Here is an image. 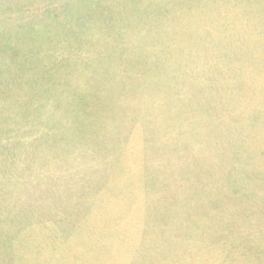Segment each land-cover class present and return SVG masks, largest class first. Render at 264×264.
Segmentation results:
<instances>
[{"label": "rangeland", "instance_id": "rangeland-1", "mask_svg": "<svg viewBox=\"0 0 264 264\" xmlns=\"http://www.w3.org/2000/svg\"><path fill=\"white\" fill-rule=\"evenodd\" d=\"M252 3L0 0V89L56 99L34 124L26 98L15 107L41 142L16 174L55 178L31 187L0 164L17 215L0 224V264H264V9Z\"/></svg>", "mask_w": 264, "mask_h": 264}, {"label": "trees", "instance_id": "trees-1", "mask_svg": "<svg viewBox=\"0 0 264 264\" xmlns=\"http://www.w3.org/2000/svg\"><path fill=\"white\" fill-rule=\"evenodd\" d=\"M99 1V0H96ZM256 3L253 4L252 3V7L251 9L253 10H257L260 9L259 11H262L264 9V0H255ZM111 1H106V3H110ZM150 3H152V1H150ZM148 9H151V5H149L147 7ZM124 38V36L122 37ZM33 92H36V94L40 97V99H36V101L34 103H32V98H33V93L30 91H20L18 88H13V90H9L8 94L5 95V93L3 92L2 89H0V117L3 116H7V118H1V120L3 122H5L4 127L6 128V126L8 127L6 133L8 135V139L3 142L2 139H0V164L4 163L5 166L8 167V169H13L12 171L15 172V174L17 173V169L15 168L16 166H18L20 163H23L25 160L23 158V155H21L22 153H26L27 154V150H31L34 151V153H37V147H40L39 143L36 141V137L32 135L33 133V129L31 126L28 127H19V123L21 122L20 118L17 117V115H15L17 113H22L24 110H26V114H23V118H27L26 122H32V124H34L33 122H35V117L36 113L39 111L40 109V105L42 102V99L49 97V98H54V101H56L55 97L52 96V92L50 90L47 89H38L35 88V90H33ZM7 98V99H6ZM9 98H12L14 101L13 103L8 101ZM27 99V103L25 104L27 107L22 106V112H18L15 110V107L19 105H24V104H18L21 102H25V99ZM21 108V106H20ZM38 116V115H37ZM38 121V120H37ZM55 123V122H54ZM54 123H51V125L53 126V128L55 129V134L58 135L57 130H69L72 129V131H74V129H79L78 124L73 120L70 121L67 125H60V123L58 125H55ZM41 125H47V123L42 122ZM46 127V126H45ZM50 125L47 126V129L49 130ZM78 127V128H77ZM26 131V133H25ZM46 132V129L43 131L41 130V138L45 139L44 136L42 135V133ZM10 136V137H9ZM40 138V137H39ZM40 138V139H41ZM82 139H86L84 136H81ZM48 139V138H46ZM16 142V143H15ZM55 142H61V139L59 138V136L56 137V141ZM15 143V144H14ZM36 144V145H35ZM50 145H53V142L50 140ZM56 146L58 144H55ZM45 147H48L45 146ZM90 151L89 147H86V152ZM82 154L85 153V151L82 150L81 152ZM19 156V157H18ZM84 161H89L90 157L89 156H83ZM80 160V159H79ZM79 160H75V161H79ZM27 162H24L23 165H25ZM32 164V163H31ZM84 165H87V163H83ZM19 168V167H18ZM4 168L2 169L0 167V172L3 171ZM27 171H30L29 169L26 170H20L21 173L16 174V177L20 178V179H24L23 180V184L25 185V183H29L31 185V187H33L34 185L40 187L43 190L46 189H53V185L50 184L51 179H54L55 177H48L46 181H41V180H32V179H25L26 175H27ZM12 172H10V170H7V175H6V179H12L13 175ZM3 176L2 173H0V178ZM6 179H3L0 181V224H2V222H4L8 216H10V214H13L15 217L17 216L16 213H14L13 208L11 206L12 201H11V194H8V191H4V184L6 181ZM98 181L100 182L101 180V176H97ZM28 180H31V182H29ZM100 184H97L98 188H99ZM64 189H66V187H63ZM66 193V192H65ZM24 202L22 203L21 208L23 209V211L25 213L28 214V212H31L30 209V205L28 203L33 204V199L29 197H25V199L23 200ZM29 209V210H28ZM20 213L22 215H24V213L20 210ZM13 218V216H12ZM148 226V225H147ZM239 243H237L236 246L233 247H227L228 249L225 250L221 249V254L223 252V255L225 254L226 258H229V254H232V250L235 251V249L239 248ZM213 247H216V245L214 244ZM142 258V257H141Z\"/></svg>", "mask_w": 264, "mask_h": 264}]
</instances>
